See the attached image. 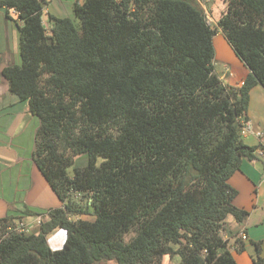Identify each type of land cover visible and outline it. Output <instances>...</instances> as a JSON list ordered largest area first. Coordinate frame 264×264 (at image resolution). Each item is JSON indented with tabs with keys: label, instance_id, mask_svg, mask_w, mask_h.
I'll use <instances>...</instances> for the list:
<instances>
[{
	"label": "trees",
	"instance_id": "16d2710c",
	"mask_svg": "<svg viewBox=\"0 0 264 264\" xmlns=\"http://www.w3.org/2000/svg\"><path fill=\"white\" fill-rule=\"evenodd\" d=\"M222 1L218 27L250 71L240 87L216 73L217 31L194 0H84L76 20L49 14L50 33L42 0H0L22 22L21 65L2 75L40 120L33 159L62 202L39 234L1 218L0 264H237L226 221L250 213L229 181L257 159L242 130L264 89V0Z\"/></svg>",
	"mask_w": 264,
	"mask_h": 264
},
{
	"label": "crops",
	"instance_id": "0c3cea01",
	"mask_svg": "<svg viewBox=\"0 0 264 264\" xmlns=\"http://www.w3.org/2000/svg\"><path fill=\"white\" fill-rule=\"evenodd\" d=\"M222 3L218 18H212V22L217 27L226 7L223 1ZM10 16L18 19L17 14L12 10ZM219 31L221 32L220 29ZM241 69L239 75L229 80V85L240 87L243 84L250 71L245 66ZM4 87V91L0 96V219L13 215L22 224L25 233L39 234L41 222L43 218H47V212L51 209L60 208L62 202L33 159L36 148V133L40 127V120L31 114L28 102H21L18 98L7 97L8 83ZM258 93L262 96L263 102L261 101L260 110L254 113L252 112V107H254L253 97ZM5 100L6 102H4ZM263 103L264 89L261 85H258L251 92L248 111V124L252 127L253 133L242 137L247 145L258 148L256 152L257 159L253 161L245 160L241 170L236 172L229 181L230 185L238 191L234 205L250 213L248 219L243 223H237L231 216L226 221L227 230L224 237L230 242L231 252L236 257L237 264L243 257L247 259L244 264H253V259L257 256V243H261V256L264 257ZM259 132L263 135L258 136L257 133ZM26 210L42 213L43 216H29ZM80 218L78 216L72 217L73 220ZM55 232L61 234H54ZM243 236H246L247 239L244 240ZM52 237H56V241ZM47 239L51 249L58 250L64 246L66 232L60 229L56 230ZM51 241L56 247H53ZM237 241L243 244L244 251H237ZM164 259L166 260V257ZM110 262L115 261L98 264Z\"/></svg>",
	"mask_w": 264,
	"mask_h": 264
},
{
	"label": "rangeland",
	"instance_id": "374dc122",
	"mask_svg": "<svg viewBox=\"0 0 264 264\" xmlns=\"http://www.w3.org/2000/svg\"><path fill=\"white\" fill-rule=\"evenodd\" d=\"M44 3V24L50 33V22L48 15L54 14L57 17L62 18H71L72 20H76L73 13V7L76 2L83 3L84 0H42ZM201 8L204 9L207 19L210 22L211 26L217 31V35L214 39V48H215V58H214V67L218 76L227 84H229V80L233 79L237 75H239L242 71V67L244 66L242 60L238 57L233 47L225 37V35L219 31L216 24L212 22V18H218L220 11L222 0H207L204 3L202 0H194ZM22 26V22L18 19L8 18L6 15V9L0 6V96L4 91V86L7 84L5 78L2 75V70L8 66L21 65V57H20V41H19V27ZM7 97L16 98V96L12 95L10 91L7 93ZM262 96L258 93L253 97V106L252 112L256 113V111L260 110ZM6 102V100L4 101ZM264 106V103L263 105ZM88 163V158L86 155L80 156L76 159L73 167L69 169V174L73 175L75 168H80L86 166ZM84 220L92 221L94 219L93 215H85L81 216ZM233 218V217H232ZM235 220V219H234ZM22 227V224L16 221L17 230ZM54 234H61L60 232H55ZM53 240L56 241V237H52ZM53 247H56L55 244L52 243ZM63 247V246H62ZM62 249L61 247L58 249ZM234 257V256H233ZM236 258V257H234ZM165 260V259H164ZM162 264H177L179 257H169L166 256V260ZM236 260V259H235ZM246 257H243L239 260V264H244L246 261ZM103 263V262H101ZM111 264H116L115 262H110ZM107 263V264H110Z\"/></svg>",
	"mask_w": 264,
	"mask_h": 264
},
{
	"label": "built area",
	"instance_id": "2783aa9c",
	"mask_svg": "<svg viewBox=\"0 0 264 264\" xmlns=\"http://www.w3.org/2000/svg\"><path fill=\"white\" fill-rule=\"evenodd\" d=\"M249 133H253V130H252V127L249 124H246V126L242 130V136H245V135H247ZM257 135L258 136H262L263 134L259 132V133H257ZM18 231L19 232H25L24 229H23V227L19 228ZM242 238L244 240L247 239L246 236H243Z\"/></svg>",
	"mask_w": 264,
	"mask_h": 264
}]
</instances>
